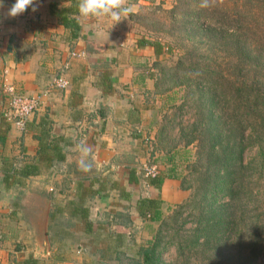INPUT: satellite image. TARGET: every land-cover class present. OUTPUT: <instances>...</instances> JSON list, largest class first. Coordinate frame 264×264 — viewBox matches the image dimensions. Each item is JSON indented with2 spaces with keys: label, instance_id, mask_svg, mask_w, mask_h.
Listing matches in <instances>:
<instances>
[{
  "label": "crops",
  "instance_id": "obj_1",
  "mask_svg": "<svg viewBox=\"0 0 264 264\" xmlns=\"http://www.w3.org/2000/svg\"><path fill=\"white\" fill-rule=\"evenodd\" d=\"M14 2L0 4V86L6 79L42 103L22 130L0 88V264H112L131 242L129 223L151 222L143 199H160L166 212L190 195L180 175L160 189L140 176L153 109L146 89L165 51L143 43L133 16L166 1L122 0L133 12L118 23L81 17L80 0H35L10 17Z\"/></svg>",
  "mask_w": 264,
  "mask_h": 264
},
{
  "label": "trees",
  "instance_id": "obj_2",
  "mask_svg": "<svg viewBox=\"0 0 264 264\" xmlns=\"http://www.w3.org/2000/svg\"><path fill=\"white\" fill-rule=\"evenodd\" d=\"M197 2L200 5L197 8L191 9L185 4L187 9L178 8L177 5L170 9L172 16L178 11H183L182 23L190 27L192 34L204 37L203 42L208 47L205 54L199 53L197 49L190 50L187 55L180 57L178 67L185 72L184 78L186 74H192L193 79L183 80L184 84L190 81L189 86H197L200 106L203 108L202 119L199 122L202 124L204 119L208 118L207 121L211 123L210 130L202 129L199 122L195 128L201 129L198 137L202 143L203 140L207 142L203 143L200 156L193 165H190L192 167L189 168V176H182L185 187L188 180L195 183V191L189 195V201L179 208L184 205H194L197 208L200 204L201 210L204 211L207 207L209 214L200 218L201 221L207 222L196 230L197 233L201 232L200 235L197 234L194 238L187 237L186 244H182L180 249L182 252L185 247L192 250L200 238L205 237V245L212 242L216 245L218 254L219 248L222 250L230 248L231 244L235 243L233 238L242 232L241 224L246 221L248 204L245 202L244 208L241 207V203L243 200L249 203L251 195L255 193L253 185L255 174L258 175V179L264 177V0H197ZM143 43L154 44L159 52L162 48L165 51L160 41L143 36ZM169 51H172L171 47ZM205 55L209 61L215 63L225 55V59L231 62L230 69L233 71L231 74L238 76L239 84L227 83L222 71L215 72L210 69L211 67L201 68V58ZM233 56L234 64L231 61ZM250 73H253L255 80L251 83L246 81L250 78ZM227 91L235 98L234 102L229 99ZM37 111L38 109L35 113ZM191 141L194 140L191 138L189 142ZM253 150L257 152L247 162V153ZM56 151L59 154L60 149ZM38 153L43 158H50L45 147H41ZM150 159L153 160L151 156L148 160ZM166 175L177 176L166 173L163 166H160V172L156 176L146 177L143 173V179L147 185L160 189ZM194 183H190L187 189L191 190ZM86 189L87 187L83 186V190ZM219 194L228 195L229 200L219 204ZM140 205L144 220H150V224L156 222L163 224L165 213L161 210L160 199L145 198ZM251 227L254 228L251 230ZM246 233L245 236L248 237L243 239L241 248L249 247L250 257L244 256L241 249L237 252L241 255L239 260L247 258L243 264H253L264 255V238L258 225H251ZM226 235L228 236L225 237ZM156 237L149 244L140 247L142 264H162L163 241L160 236ZM200 245L203 246L202 243ZM228 255L230 259L235 256L234 253Z\"/></svg>",
  "mask_w": 264,
  "mask_h": 264
},
{
  "label": "rangeland",
  "instance_id": "obj_3",
  "mask_svg": "<svg viewBox=\"0 0 264 264\" xmlns=\"http://www.w3.org/2000/svg\"><path fill=\"white\" fill-rule=\"evenodd\" d=\"M159 1H166V3L164 5H154L150 8L147 7L141 13L139 12V14L133 16L136 29L140 35L146 36L153 41H160L165 47V57L159 59L156 65H154L155 70H151L154 73L152 86L146 89V104L149 106L153 105L151 123L143 136L148 152L146 159L148 160L151 156L153 160H157L156 162L160 161V165L163 166L166 173L189 176V168L191 169L192 167L190 165H193L200 156L203 143L207 141L203 140L202 143L198 137L201 129H195L198 126V122L202 119L201 112L203 109L200 106L201 101L199 100L197 86H189L190 81L184 84L183 80L187 81V78L193 79L192 74H186L184 78L185 72L178 67L181 56L187 55L190 50L194 49H197L201 54H205L208 51V47L203 42L204 37L192 34L190 27L182 23L184 19L183 11H178L175 16H172L170 13V9L176 5L178 8L185 7L187 9L186 5L191 9L197 8L200 6L197 0ZM170 47L172 51H169ZM207 56L205 55V57L201 58V68L211 67L210 69L215 72L222 71L227 78V83L239 84L238 76L231 74L233 73L230 69L231 62L225 59V55L221 56L224 58H220L218 63L209 61ZM232 58L231 61L234 64L235 56ZM193 75L195 76L194 73ZM249 76L250 78L246 81H249V83L255 81L253 80V73H250ZM4 82H6V79ZM0 88L5 96L3 83ZM227 93L229 99H232L231 101L234 102L235 98H233V95L229 91ZM206 109L209 111L208 107ZM207 119L205 118L202 124L199 123L202 129L210 130L211 123ZM191 138L194 141L189 142ZM256 152V150H253L247 153V162L255 156ZM143 169L144 165L142 164L140 169L142 179ZM101 170L107 171V167H101ZM257 180L259 181L257 182ZM254 182H257V184L255 185ZM190 183L194 182L188 180L186 186H190ZM253 185L255 193L251 195V201L248 203L246 200H243L241 203V207L244 208L245 202L248 204L245 214L246 221L241 224L242 232L233 238L235 243H232L233 245L231 244L227 250L219 248L217 254L216 245L212 242H208L205 245V237H201L192 250L185 247L184 252L181 251V245L186 244L185 240L187 237L194 238L197 234L200 235L201 232L197 233L196 230L201 224L206 225L207 223L206 220L201 221L200 218L209 214L207 207L204 211L201 210L200 204L197 208L194 205H184L179 208L180 205L189 201V196L182 203L176 205L175 208L173 206L164 212L163 224L157 222L154 224L139 223L140 226L142 225L139 228V224L134 220L132 224L129 223L130 225L127 226L125 233L126 237L131 239V242L119 248V253H117L118 261L111 263L142 264L143 257L141 253L139 254L140 247L149 244L151 240L157 238L156 236H160L163 241L161 252L162 264H243V261L247 259L246 257H250V248H241V245L244 243L243 239L248 237L245 236L248 228L251 225H258L264 238V177L258 179V175L255 174ZM193 186L191 190L189 189L190 195L195 191V183ZM228 200V195H218L219 204L225 203ZM107 222H111V220ZM253 228L251 227V230ZM201 243L203 246L200 245ZM238 249L243 250V255L246 256L242 261L239 260L241 255L237 252ZM228 252L234 253L233 259H230ZM119 254H121L120 259ZM253 264H264V255Z\"/></svg>",
  "mask_w": 264,
  "mask_h": 264
},
{
  "label": "clouds",
  "instance_id": "obj_4",
  "mask_svg": "<svg viewBox=\"0 0 264 264\" xmlns=\"http://www.w3.org/2000/svg\"><path fill=\"white\" fill-rule=\"evenodd\" d=\"M2 3L3 0H0V4ZM34 3L35 0H15L9 9L8 15L10 17L20 16ZM35 10L36 9L33 8V11ZM78 11L81 17L87 18L107 16L118 23L122 20V18L125 19L133 12V7L126 6L122 3V0H80ZM81 150L84 156H86L89 152L87 147L81 146ZM79 166L85 172L90 171L92 167V165L90 163H86L83 158L80 159Z\"/></svg>",
  "mask_w": 264,
  "mask_h": 264
},
{
  "label": "built area",
  "instance_id": "obj_5",
  "mask_svg": "<svg viewBox=\"0 0 264 264\" xmlns=\"http://www.w3.org/2000/svg\"><path fill=\"white\" fill-rule=\"evenodd\" d=\"M56 85L64 88L67 86V80L63 76L56 79ZM4 91L8 100L9 109L7 116L15 121L16 125L25 130L30 118L42 103V94L29 96L18 92L15 85L3 82ZM48 94V91L45 92ZM44 94V93H43ZM160 164L153 160H147L144 164L143 173L146 177L156 176L160 172Z\"/></svg>",
  "mask_w": 264,
  "mask_h": 264
}]
</instances>
